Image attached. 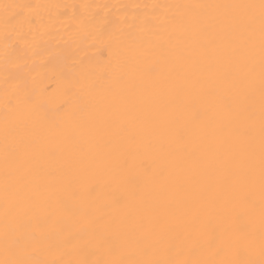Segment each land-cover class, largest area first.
<instances>
[{
  "label": "snow or ice",
  "instance_id": "snow-or-ice-1",
  "mask_svg": "<svg viewBox=\"0 0 264 264\" xmlns=\"http://www.w3.org/2000/svg\"><path fill=\"white\" fill-rule=\"evenodd\" d=\"M152 8L54 112L6 89L0 264H264V0Z\"/></svg>",
  "mask_w": 264,
  "mask_h": 264
},
{
  "label": "bare ground",
  "instance_id": "bare-ground-1",
  "mask_svg": "<svg viewBox=\"0 0 264 264\" xmlns=\"http://www.w3.org/2000/svg\"><path fill=\"white\" fill-rule=\"evenodd\" d=\"M40 5L31 22L6 40L0 29V117L3 99L21 90L40 97L50 111L65 100L69 80L109 56L107 37L128 35L157 23L152 5L196 0H16ZM58 6V7H57ZM2 211V193H0Z\"/></svg>",
  "mask_w": 264,
  "mask_h": 264
}]
</instances>
